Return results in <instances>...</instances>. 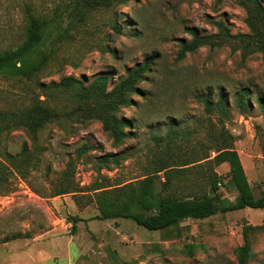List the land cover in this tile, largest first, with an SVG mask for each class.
I'll list each match as a JSON object with an SVG mask.
<instances>
[{
	"label": "rangeland",
	"instance_id": "obj_1",
	"mask_svg": "<svg viewBox=\"0 0 264 264\" xmlns=\"http://www.w3.org/2000/svg\"><path fill=\"white\" fill-rule=\"evenodd\" d=\"M86 1L0 0V52L23 41L26 6L31 5L38 16L57 19L54 34L74 20L72 37L53 41L56 64L49 75L39 77L47 87L69 76L87 87L107 73L110 91L155 56L151 72L137 85L140 93L132 97L133 105L119 107L116 114L129 122L131 135L114 144L99 120L78 112L75 91H51L47 98L35 81L0 76L1 109L19 111L46 101L61 114L36 137L21 129L0 136V155H18L26 144L39 157L26 178L15 175L11 189L0 193V264H238L243 227L264 225V210L246 208L148 231L132 220L98 219L96 195L100 187L142 180L166 164L182 171L169 185L170 195L201 192L214 171L224 179L223 197L234 201L229 165L211 163L218 145L213 136L222 129L231 135L256 196L264 192V106L258 101L259 94L264 99L262 54L243 59L231 46H203L178 58V40L191 41L192 29L215 34L217 24L224 23L233 35L248 33L247 11L239 0H130L91 8L84 19L75 17L76 7ZM259 2L264 8V0ZM245 87L253 94L250 108L241 113L234 96ZM209 88L215 100L224 89L229 104L225 118L205 112L200 97ZM159 175L161 189L164 172ZM67 180L73 192L55 195ZM251 243L249 264H264V231L254 233Z\"/></svg>",
	"mask_w": 264,
	"mask_h": 264
},
{
	"label": "trees",
	"instance_id": "obj_2",
	"mask_svg": "<svg viewBox=\"0 0 264 264\" xmlns=\"http://www.w3.org/2000/svg\"><path fill=\"white\" fill-rule=\"evenodd\" d=\"M130 0H89L81 7H76L74 16L84 19L89 10L94 7L111 8L113 5H126ZM247 11L246 23L248 33L231 34L224 23H218V33L200 35L194 29L191 41L179 39V60L193 53L203 46L222 48L231 46L233 50L240 51L243 59L260 53L264 58V8L259 0H239ZM28 17L23 41L14 48L0 52V76L35 81L40 88L46 90L47 98H52L51 91L60 93L75 91L78 112H82L86 119H96L103 124V129L111 135L114 144L119 145L130 137L129 122L121 119L116 114L119 107L133 105L132 97L140 93L137 85L146 79V74L151 72L150 65L155 56L145 59L141 64L129 71L112 90L108 91L109 74L101 73L97 79L87 87L74 77L63 78L59 83H51L49 87L39 82V77L49 75L53 65L56 64V49L53 41L71 38L70 29L74 26V20L57 34H54L56 18L48 20L35 14L31 5L26 6ZM114 29L121 33V26L115 24ZM55 36V37H54ZM253 92L250 87L240 89L234 96V104L241 113L250 108V96ZM214 99L212 89L202 95L205 112L211 114L219 112L223 118L227 116L229 107L224 89L220 88ZM260 106H264L262 94L258 98ZM77 113V112H76ZM61 118L59 110L49 105L46 101H39L31 107L15 111L13 109L0 108V136L14 130L27 131L33 137L48 124ZM218 136V137H215ZM218 145L211 163L219 166L223 163L229 165V183L234 187L237 196L234 201L224 198L220 188L224 179L212 171L207 177L206 189L201 192H192L189 195L173 196L168 193L169 185L173 179L181 173L179 169H170L169 165H161L153 174L144 179L131 182L114 189L100 187L102 190L96 195L100 220L127 219L148 231H164L176 227L188 219L204 220L218 214H227L238 210L251 208L264 210V192L256 196L248 176L245 172L239 153L233 146L232 137L225 129L219 135H214ZM264 156V142L262 143ZM39 157L29 152L27 145H23L22 152L18 155L2 153L0 155V193L10 190L15 175L26 178L30 168L35 167ZM114 162H117L114 160ZM107 164V162H105ZM72 163L68 164L65 172L68 177ZM164 172L165 182L158 189L157 179H161L159 173ZM61 184V189L55 195H63L73 192L68 188V180ZM71 185V184H70ZM73 228H76V219H73ZM264 225L246 224L242 235L244 243L237 248L238 264H249L253 259L251 236L254 233L263 232ZM20 238V235L14 237ZM6 242V241H5Z\"/></svg>",
	"mask_w": 264,
	"mask_h": 264
}]
</instances>
